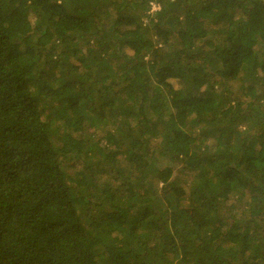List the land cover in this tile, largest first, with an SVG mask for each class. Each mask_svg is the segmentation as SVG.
I'll use <instances>...</instances> for the list:
<instances>
[{"label":"trees","instance_id":"trees-1","mask_svg":"<svg viewBox=\"0 0 264 264\" xmlns=\"http://www.w3.org/2000/svg\"><path fill=\"white\" fill-rule=\"evenodd\" d=\"M0 264H264V0H0Z\"/></svg>","mask_w":264,"mask_h":264},{"label":"rangeland","instance_id":"rangeland-1","mask_svg":"<svg viewBox=\"0 0 264 264\" xmlns=\"http://www.w3.org/2000/svg\"><path fill=\"white\" fill-rule=\"evenodd\" d=\"M157 7H158V6H156V7L154 6L153 8H157ZM171 81H174V80H171ZM174 85H175V84H174ZM196 131H197V130H196Z\"/></svg>","mask_w":264,"mask_h":264}]
</instances>
